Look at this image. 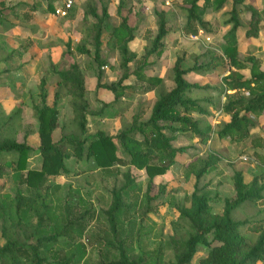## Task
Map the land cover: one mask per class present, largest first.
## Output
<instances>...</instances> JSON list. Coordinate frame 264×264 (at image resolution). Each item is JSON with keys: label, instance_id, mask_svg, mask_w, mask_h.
Listing matches in <instances>:
<instances>
[{"label": "trees", "instance_id": "obj_1", "mask_svg": "<svg viewBox=\"0 0 264 264\" xmlns=\"http://www.w3.org/2000/svg\"><path fill=\"white\" fill-rule=\"evenodd\" d=\"M40 1L7 5L0 0V30L15 26V22L31 20ZM85 1L82 19L86 23V32L83 35L90 38L92 45V58L98 70L96 88L109 91L113 99L118 100L135 93V83H125L130 77L136 82H145L144 86L139 85L142 91L157 85L161 78L145 75L142 69L147 65L149 56L160 52L163 39L168 33L163 12L155 13V34L149 46L137 56L129 49L128 43L134 37L136 25L132 23L135 19L139 20L138 13L130 8L123 13V1L118 0L115 11L119 21L109 29L107 44L118 55L120 75L115 81L103 83L99 81L101 67L105 64L100 54L101 34L109 14L105 5L97 13L92 1ZM226 1L181 0L182 4L177 7V12L184 20L180 27L181 33L196 35L198 30L214 32L215 26L203 18L204 12L207 9L217 11ZM229 1V9L221 12L217 19V25L226 28L220 52L206 50L200 55L190 54L191 64L187 67L182 65L181 57H175L170 68L172 86L156 94L146 118L142 119L141 110L132 113L129 124L116 134H106L101 130L85 134V115L100 114L101 110L89 111L85 97V78L73 61L66 69L53 70L58 80L50 104L46 101L45 79L41 77L38 80V98L31 104L38 141L35 147L39 155L37 166L27 165L28 152L33 148L26 143V135L23 134L20 139L15 138L20 127L21 108L16 107L6 113L0 106V178H10L12 182L11 192L0 196V264L84 263L86 247L81 237L94 219L93 212L79 204L57 205L53 196L61 185L48 182L49 176L69 173L64 164V159L69 156L68 149L76 159L91 158L95 166L107 176L119 175L122 179L119 185H113L107 191L109 202L101 211L107 223V233L94 239L100 250L93 264H157L158 257L155 259L149 253L133 254L132 247L125 243V236L122 235L138 206L144 207L143 214L155 210L156 206L150 204L154 197L146 191L140 195L129 169L122 171L118 166L143 169L148 180L164 173L173 163L175 155L185 149V146H172L175 133L187 131L200 141L207 139L212 131L210 124L201 117H192L193 113L208 116L214 109L219 110L227 120L220 123L215 135L233 142L247 138L248 128L252 125L249 115L258 117L264 111V68H261L258 57L246 55L239 59L236 56V39L240 26L239 14L248 11L251 25L256 29L259 13L250 5L242 6L244 0ZM20 4L25 6V12L15 13V7ZM73 7L68 17L73 15ZM6 9L14 22L6 19ZM48 9L52 10L50 4ZM261 12L264 13V0ZM86 15L92 21H85ZM74 50L83 54L90 53L85 45H76ZM65 52H72L68 41L65 43ZM200 56L204 61L197 62ZM218 67L223 68L219 84L198 83L184 78L190 72L207 75ZM244 69L247 75L242 73ZM61 88L68 95L67 104L71 112L69 121L73 128L71 133L64 132L67 128L65 123H58L57 101ZM57 128L60 135L52 139V132ZM253 145L262 148L263 157L259 158L263 160L264 138L253 139ZM218 159L217 153L209 150L184 168L185 175L193 176L195 182L187 196L188 206L177 208V220L184 221L188 229L178 238L169 239L173 247V264H189L197 246L205 249V254L197 264H257L264 260V229L261 222L230 217L231 209L246 201L264 206V182L260 178L244 182L241 172L234 171L231 175L234 198L223 199L222 211L211 213L210 198L206 193L199 192L196 181L214 170ZM62 198L65 200L66 196ZM78 201L81 202L79 197Z\"/></svg>", "mask_w": 264, "mask_h": 264}, {"label": "rangeland", "instance_id": "obj_2", "mask_svg": "<svg viewBox=\"0 0 264 264\" xmlns=\"http://www.w3.org/2000/svg\"><path fill=\"white\" fill-rule=\"evenodd\" d=\"M5 4L11 5L19 3H31L32 0H3ZM96 12H100L102 5L107 7L109 18L106 27L101 34V58L104 65L101 67L102 74L99 81L108 83L115 81L119 75L118 55L114 49L107 44V33L109 29L116 25L119 18L116 14L118 0H91ZM122 12L127 8L137 12L138 21L131 23L136 25L134 37L128 43L129 49L137 56L144 52L149 46L150 40L156 31L157 18L155 13L162 11L167 22L168 33L163 39V46L160 52L152 54L147 58V65L142 69L143 74L157 76L161 81L152 86L148 91H142L141 86L145 82L138 81L132 77L125 83H135V93L131 96H123L114 100L112 94L102 88H96L97 66L92 58V45L90 38L84 36L85 24L84 16L85 0H76L73 7V15H53L48 9L51 0H41L39 6L33 11L32 18L28 22L21 21L5 31L0 30V106L6 113H10L16 107L21 108L20 127L15 134V138L20 139L23 134L27 137L29 144L35 145L36 121L32 117L31 104L37 101V83L43 77L46 83L48 104L52 101V92L56 87L57 76L53 70L66 69L68 64L75 62L85 78V97L88 101L89 111L101 110L100 114H89L87 116L85 134H92L96 130H101L106 134H116L119 130L129 124L130 115L138 110L146 118L150 107L155 100L156 94L172 86L171 65L175 57H181L182 65L187 67L191 64L188 55H200L206 50L220 52L223 44L222 35L226 31L225 27L217 25V19L221 12L229 9L231 2L227 0L217 11L207 9L203 18L215 26L214 32H202L198 30L196 35H183L180 31L184 20L177 12V7L182 4L181 0H122ZM250 5L258 13L257 28L251 25L250 14L244 11L239 14L240 26L237 29L236 56L243 59L246 55H253L261 60V68H264V13L261 12L262 0H244L242 6ZM51 6V4H50ZM25 6L17 5L15 13L25 12ZM6 19L12 20L8 9L4 13ZM92 21L88 15L85 21ZM14 22V21H13ZM69 42L72 50L71 54L65 52V43ZM76 45H85L90 51L89 54L78 53L74 50ZM204 61L199 57L197 62ZM223 73V68L218 67L207 75L194 74L192 72L184 75L187 81H198L219 84V78ZM247 75L246 70H242ZM141 85V86H139ZM141 88V89H140ZM220 101L222 97L219 98ZM68 95L64 88L59 91L58 98V123L67 125L64 132L71 133L73 128L69 121L70 109L67 104ZM201 117L210 124L212 131L207 139L197 140L187 131L177 132L173 135L172 146H185L181 153H177L173 163L162 174L155 175L151 180L143 169H136L131 166L119 165V170L129 169L134 177L139 194L145 191L149 196H153L150 204L155 205V210L143 214V206H138L132 213L130 222L122 231L125 236V243L130 245L133 254L137 252L149 253L157 264H173L172 243L170 237L178 238L180 234L187 230L184 221L177 220V208L188 206L187 196L191 192L195 179L184 173L185 166L197 158L204 156L209 150L217 153L219 159L215 169L202 175L196 186L199 192L206 193L209 198V210L211 213H220L223 208V199L232 200L234 190L232 187L231 175L239 170L244 182L252 178H260L264 182V159L262 148L254 147L253 139L264 138V111L258 117L249 115L252 125L248 128V136L240 142L230 141L225 137H217L215 131L220 123L227 120L219 110H213L208 116ZM54 138L60 135V131H54ZM64 159L65 166L69 173L48 177L49 183L60 184V189L55 192L54 202L58 205L63 203L69 206L79 204L85 206L93 212L94 219L91 221L83 235L81 241L86 247V258L83 264H93L98 258L99 246L94 243V239L102 237L107 233V223L102 215V210L109 202L107 191L113 185L121 183V177L107 176L105 172L97 168L91 158L81 157L76 159L71 155ZM39 155L34 149L28 152V167L37 166ZM12 182L10 178H0V196L10 193ZM65 195L64 200L62 196ZM78 197L80 201H78ZM171 202V204H168ZM232 219H248L259 221L264 229V206H259L253 202H243L235 206L230 211ZM127 235V237H126ZM253 235V234H250ZM110 238V236H107ZM57 246V245H56ZM205 254V249L197 246L196 251L189 264H197L198 260ZM109 255L112 254L109 252ZM148 255V256H149ZM152 261V260H151ZM150 261V262H151ZM150 264V263H149ZM257 264H264L258 261Z\"/></svg>", "mask_w": 264, "mask_h": 264}, {"label": "built area", "instance_id": "obj_3", "mask_svg": "<svg viewBox=\"0 0 264 264\" xmlns=\"http://www.w3.org/2000/svg\"><path fill=\"white\" fill-rule=\"evenodd\" d=\"M76 0H51V13L53 15H65L69 12Z\"/></svg>", "mask_w": 264, "mask_h": 264}, {"label": "crops", "instance_id": "obj_4", "mask_svg": "<svg viewBox=\"0 0 264 264\" xmlns=\"http://www.w3.org/2000/svg\"><path fill=\"white\" fill-rule=\"evenodd\" d=\"M244 70H246V69H244ZM247 71V70H246ZM193 82H198V81H193ZM198 83H202V82H198ZM203 83H205V82H203ZM57 105H58V103H57ZM69 108V107H68ZM150 111V110H149ZM221 113V112H220ZM222 114V113H221ZM89 114H87V115H85V119H86V122H87V116H88ZM222 115H224V114H222ZM70 117H71V112H70ZM70 117H69V119H70ZM130 119V118H129ZM142 119H144V118H142ZM58 129V128H57ZM56 130V129H55ZM54 130V131H55ZM54 131L52 132V139H56V138H54ZM59 137V136H58ZM57 137V138H58ZM194 138V137H193ZM25 141H26V143L29 145V146H31V148H35L36 146H37V133L35 132V141H36V143H35V145L33 146L32 144H29L28 142H27V137L25 138ZM64 164H65V162H64ZM49 177H51V176H49ZM52 177H55V176H52Z\"/></svg>", "mask_w": 264, "mask_h": 264}]
</instances>
